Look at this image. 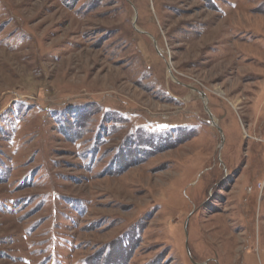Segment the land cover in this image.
I'll return each mask as SVG.
<instances>
[{
    "label": "rangeland",
    "instance_id": "obj_1",
    "mask_svg": "<svg viewBox=\"0 0 264 264\" xmlns=\"http://www.w3.org/2000/svg\"><path fill=\"white\" fill-rule=\"evenodd\" d=\"M0 264H264V0H0Z\"/></svg>",
    "mask_w": 264,
    "mask_h": 264
}]
</instances>
